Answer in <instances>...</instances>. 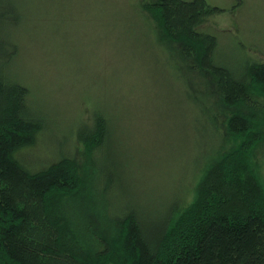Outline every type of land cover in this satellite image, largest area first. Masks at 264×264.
<instances>
[{
  "label": "rangeland",
  "instance_id": "obj_1",
  "mask_svg": "<svg viewBox=\"0 0 264 264\" xmlns=\"http://www.w3.org/2000/svg\"><path fill=\"white\" fill-rule=\"evenodd\" d=\"M9 1L0 0V13L10 12ZM15 1L21 11L31 8L24 12L33 22L18 27L0 17V58L13 57L11 78L28 88L30 112L40 120L15 158L33 174L65 160L78 164L88 189L66 205L67 215L112 230L116 218L138 210L154 237L170 202L179 203L177 217L235 146L226 131L233 107L208 72L190 70L177 43L162 37L144 11L158 0ZM206 1L221 9L198 26L217 38L215 62L238 72L264 63V0ZM99 117L108 133L97 125L88 154L81 134ZM256 153L264 180V147Z\"/></svg>",
  "mask_w": 264,
  "mask_h": 264
},
{
  "label": "trees",
  "instance_id": "obj_2",
  "mask_svg": "<svg viewBox=\"0 0 264 264\" xmlns=\"http://www.w3.org/2000/svg\"><path fill=\"white\" fill-rule=\"evenodd\" d=\"M6 5L10 12L0 17L9 23L33 22L31 8L21 11L15 0ZM145 10L160 23L162 37L177 43L173 48L184 64L208 72L224 104L233 107L226 131L235 146L177 217L179 203L170 202L154 237L138 210L116 218L112 230L99 220L83 223L66 210L88 189L78 164L65 160L33 174L15 158L33 141L40 120L30 112L28 88L11 78L13 57L0 58V264H264V180L256 153L264 147V63L238 72L215 62L217 38L198 26L221 9L206 0H158ZM106 120L99 117L81 134L88 154L97 125L103 136L108 133Z\"/></svg>",
  "mask_w": 264,
  "mask_h": 264
}]
</instances>
